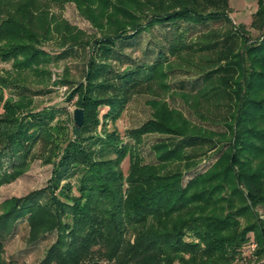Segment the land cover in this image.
<instances>
[{
    "label": "trees",
    "instance_id": "1",
    "mask_svg": "<svg viewBox=\"0 0 264 264\" xmlns=\"http://www.w3.org/2000/svg\"><path fill=\"white\" fill-rule=\"evenodd\" d=\"M69 1L102 33L86 59L84 82L65 98L78 96L83 124L72 126V139L58 117L63 109L4 104L0 185L21 173L38 143L52 169L45 187L2 203L0 264L4 241L22 219L30 242L55 233L40 264H232L249 232L263 258L257 264H264V220L256 211L264 209V0L253 13L260 31L254 41L230 20L229 0H0V58L12 60L23 100L45 91L31 89L21 75L49 78L42 66L53 59L38 46L53 31L81 43L82 32L51 12ZM178 21L206 28L197 41L179 39L169 48L177 65L195 72L192 89L181 94L199 123L155 92L170 89L165 79L175 64L161 49L150 63L122 69L112 63L121 54L117 46ZM137 93L155 95L147 101L151 116L127 130L124 141L105 121L115 122ZM149 134L162 137L151 145L155 161L145 163L138 149ZM210 152L216 161L184 185V175Z\"/></svg>",
    "mask_w": 264,
    "mask_h": 264
},
{
    "label": "rangeland",
    "instance_id": "2",
    "mask_svg": "<svg viewBox=\"0 0 264 264\" xmlns=\"http://www.w3.org/2000/svg\"><path fill=\"white\" fill-rule=\"evenodd\" d=\"M229 6L230 12L228 16L230 20L236 25H243V29L248 33L250 41H254L260 34V31L252 24L253 13L257 9V0H229ZM51 12L59 15L69 26L75 27L82 32L81 43L79 45H72V42L68 39L63 40L60 34L53 31L52 37L43 41L38 46V48L49 53L53 60L42 66L49 73V78L47 79L48 76L45 77L46 75H44L42 82L40 79L30 77L29 75H21L28 81L24 84L31 87V89L44 87L45 90L40 94L31 95L26 100L19 98V89L14 85L23 82L18 81L19 77L13 71L12 60L5 61L0 58V114L4 112V104L7 102L11 104L30 103L32 108H36L37 110L47 106L63 109L58 117L68 128L70 137L74 139L71 128L74 126L73 112L76 108H80L76 105L78 96L75 95L70 102L66 101L65 98L72 90V87H74L73 85L84 82L86 59L94 55L92 49L94 39L100 38L102 33L92 25L90 20L79 13L74 2H66L62 8L53 7ZM208 25L210 28H218L222 24L210 22ZM205 29V27H194L193 24L183 21L155 24L150 29L140 33L136 38L125 42L122 48L117 46V50L121 54H118L119 57L116 56L112 60V63L121 69L129 63H150L155 59V54L159 49L162 50L163 57L175 63L176 57L170 54L169 48L178 43L179 39L187 42L197 41V37ZM64 51L67 52L64 57L55 61L54 57ZM178 62L179 65L177 63L171 65L172 69L168 71L167 78L165 79L170 89L163 91L160 88H156L155 92L161 94L172 108L183 112L185 117L192 122L199 123L181 94V92H188L192 89L195 72H193V68L187 67L185 62ZM166 69L169 70L170 68L166 67ZM154 96L152 93L134 94L115 122L105 121L106 129L109 131L116 129L124 141L128 140L125 135L127 130L140 126L150 118L151 109L147 101ZM99 111L100 118H102L106 108H100ZM206 126L215 128V126H211L210 124H206ZM100 128L101 124L98 125V129ZM161 137L158 134H149L142 137V144L138 151L145 163L155 161L151 145ZM40 150V144L38 143L27 156L24 164L26 166L23 169L20 168L21 173L17 174L9 182L0 185V208L2 203L10 198L22 197L33 190L47 185L51 176L52 165L44 162ZM217 158L218 154L216 152L206 154L195 169L184 175L182 183L185 185L194 175L204 172ZM2 161L4 162V168L9 171L11 164L9 160L3 158ZM129 164V157L127 156L121 163V169L124 174H127ZM256 211L258 212L259 219L264 220V209L257 207ZM29 231L30 228L24 219L16 223L14 230L4 241L2 264H40L46 249L55 239V233H49L35 242H30ZM256 249L257 241L254 233L249 232L246 235L245 242L237 249L232 264H257L261 262L263 258H260L256 254ZM99 264L112 263L100 261Z\"/></svg>",
    "mask_w": 264,
    "mask_h": 264
},
{
    "label": "water",
    "instance_id": "3",
    "mask_svg": "<svg viewBox=\"0 0 264 264\" xmlns=\"http://www.w3.org/2000/svg\"><path fill=\"white\" fill-rule=\"evenodd\" d=\"M83 110L81 108H76L73 112V121H74V126L77 128H80L83 124Z\"/></svg>",
    "mask_w": 264,
    "mask_h": 264
}]
</instances>
